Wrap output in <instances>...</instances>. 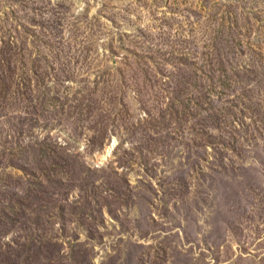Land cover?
Listing matches in <instances>:
<instances>
[{"label":"rangeland","instance_id":"obj_1","mask_svg":"<svg viewBox=\"0 0 264 264\" xmlns=\"http://www.w3.org/2000/svg\"><path fill=\"white\" fill-rule=\"evenodd\" d=\"M0 264H264V0H0Z\"/></svg>","mask_w":264,"mask_h":264},{"label":"bare ground","instance_id":"obj_2","mask_svg":"<svg viewBox=\"0 0 264 264\" xmlns=\"http://www.w3.org/2000/svg\"><path fill=\"white\" fill-rule=\"evenodd\" d=\"M111 149H112L111 147H110V148H108L107 152H108V153H110Z\"/></svg>","mask_w":264,"mask_h":264}]
</instances>
